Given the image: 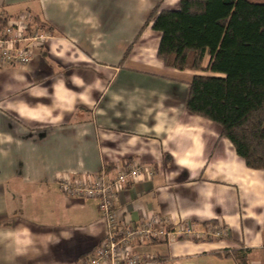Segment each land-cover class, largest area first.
<instances>
[{"label": "crops", "instance_id": "1", "mask_svg": "<svg viewBox=\"0 0 264 264\" xmlns=\"http://www.w3.org/2000/svg\"><path fill=\"white\" fill-rule=\"evenodd\" d=\"M11 20L29 14L50 37L26 66L0 67V264H79L107 221L96 199L72 198L61 177L121 165L154 169L130 182L118 213L141 223L223 224V240L136 246L167 264H264V170L247 166L214 121L190 113L195 70L157 57L154 8L180 0H0ZM208 59V57H207Z\"/></svg>", "mask_w": 264, "mask_h": 264}, {"label": "trees", "instance_id": "2", "mask_svg": "<svg viewBox=\"0 0 264 264\" xmlns=\"http://www.w3.org/2000/svg\"><path fill=\"white\" fill-rule=\"evenodd\" d=\"M160 7L146 24L161 33L157 57L166 67L205 73L189 84L187 110L217 123L247 166L264 170V0H180L177 9ZM225 254L250 264L247 248Z\"/></svg>", "mask_w": 264, "mask_h": 264}, {"label": "built area", "instance_id": "3", "mask_svg": "<svg viewBox=\"0 0 264 264\" xmlns=\"http://www.w3.org/2000/svg\"><path fill=\"white\" fill-rule=\"evenodd\" d=\"M50 34L29 14H21L11 20L6 7L0 1V67L30 65L36 51L41 48ZM114 173L103 170L88 178L61 177L59 187L63 194L72 198L96 199L99 210L107 221V230L100 244L79 264H167L156 252H146L136 246L152 242L171 243L185 240H223L229 237V228L223 224L210 229L200 227L192 221H185L173 227L154 213L141 223H135L130 215L118 213L120 194L130 182L153 178L154 169L141 164L121 165Z\"/></svg>", "mask_w": 264, "mask_h": 264}]
</instances>
